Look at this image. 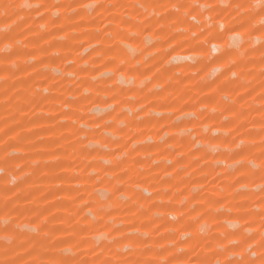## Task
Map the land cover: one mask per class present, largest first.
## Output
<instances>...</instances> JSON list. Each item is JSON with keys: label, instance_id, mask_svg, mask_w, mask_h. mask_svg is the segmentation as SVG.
Segmentation results:
<instances>
[{"label": "rangeland", "instance_id": "374dc122", "mask_svg": "<svg viewBox=\"0 0 264 264\" xmlns=\"http://www.w3.org/2000/svg\"><path fill=\"white\" fill-rule=\"evenodd\" d=\"M259 2L0 0V264H261Z\"/></svg>", "mask_w": 264, "mask_h": 264}, {"label": "snow or ice", "instance_id": "6c2138e0", "mask_svg": "<svg viewBox=\"0 0 264 264\" xmlns=\"http://www.w3.org/2000/svg\"><path fill=\"white\" fill-rule=\"evenodd\" d=\"M258 7L260 9V15H261V19L259 21L260 30L264 31V0H260ZM237 8H239V6H237ZM209 10H213L211 6H209ZM239 20H240L239 28H244L246 24L248 23V21H246L243 17H240ZM225 31L238 32V29L227 28L225 29ZM262 75H264V73H262ZM3 264H15V261L7 260V261H4ZM229 264H234V262L229 261ZM236 264H239V262H236ZM261 264H264V258H262Z\"/></svg>", "mask_w": 264, "mask_h": 264}]
</instances>
